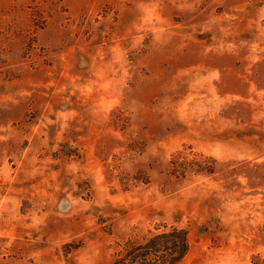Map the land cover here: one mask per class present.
I'll list each match as a JSON object with an SVG mask.
<instances>
[{
	"label": "rangeland",
	"instance_id": "374dc122",
	"mask_svg": "<svg viewBox=\"0 0 264 264\" xmlns=\"http://www.w3.org/2000/svg\"><path fill=\"white\" fill-rule=\"evenodd\" d=\"M0 264H264V0H0Z\"/></svg>",
	"mask_w": 264,
	"mask_h": 264
}]
</instances>
